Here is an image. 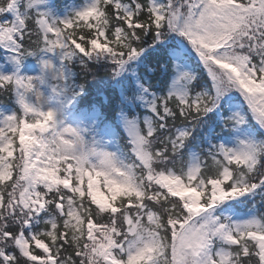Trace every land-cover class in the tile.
<instances>
[{
  "label": "snow or ice",
  "instance_id": "6c2138e0",
  "mask_svg": "<svg viewBox=\"0 0 264 264\" xmlns=\"http://www.w3.org/2000/svg\"><path fill=\"white\" fill-rule=\"evenodd\" d=\"M0 264H264V0H0Z\"/></svg>",
  "mask_w": 264,
  "mask_h": 264
},
{
  "label": "trees",
  "instance_id": "16d2710c",
  "mask_svg": "<svg viewBox=\"0 0 264 264\" xmlns=\"http://www.w3.org/2000/svg\"><path fill=\"white\" fill-rule=\"evenodd\" d=\"M77 2H79V0H77Z\"/></svg>",
  "mask_w": 264,
  "mask_h": 264
}]
</instances>
